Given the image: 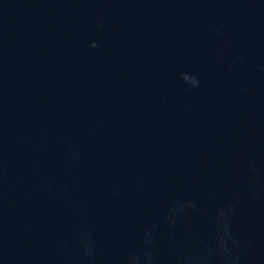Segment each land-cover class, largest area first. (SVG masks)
Returning <instances> with one entry per match:
<instances>
[{
  "label": "water",
  "instance_id": "water-1",
  "mask_svg": "<svg viewBox=\"0 0 264 264\" xmlns=\"http://www.w3.org/2000/svg\"><path fill=\"white\" fill-rule=\"evenodd\" d=\"M0 264H264V0H0Z\"/></svg>",
  "mask_w": 264,
  "mask_h": 264
}]
</instances>
